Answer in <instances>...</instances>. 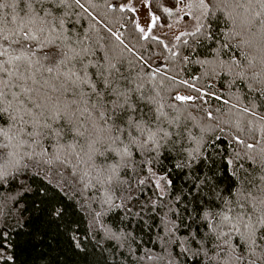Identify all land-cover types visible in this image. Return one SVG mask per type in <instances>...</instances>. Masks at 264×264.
Masks as SVG:
<instances>
[{"label":"snow or ice","instance_id":"1","mask_svg":"<svg viewBox=\"0 0 264 264\" xmlns=\"http://www.w3.org/2000/svg\"><path fill=\"white\" fill-rule=\"evenodd\" d=\"M73 5L88 11L81 0H0V196L27 190L35 167L31 162L46 154L51 159L50 146L55 145L56 160L67 163L71 157L77 169L82 166L84 189L100 192L107 211L118 210L115 230L105 227L117 248L127 245L134 252L137 232L163 226L168 240L157 238L165 245L179 240L183 249L175 256L168 252L167 264H179L181 255L184 264H264V147L259 149L258 176L241 162L246 157L256 163V156L247 153H234L220 167L208 154L205 129L190 111L208 93L182 80L199 95L165 96L155 85L130 78L107 55L96 57L76 29V13L69 14ZM186 7L200 15L184 13L196 21L194 31L176 37H189L182 40L189 48L184 61L191 62L193 54L200 57L197 49H203L212 60L195 62L213 65V74L226 69L249 91L253 82L262 85L252 107L240 110L264 122V115L255 111V100L264 98V0H189ZM164 11L171 14L168 8ZM157 19L153 16V25ZM208 118L213 119L210 111ZM232 139L253 153L261 143ZM145 170L149 176L141 178ZM146 180L157 190L155 199L134 195ZM15 210L18 219L0 228L3 264L14 260L9 251L15 247L13 231L25 229L32 241L42 238L27 233L19 200ZM62 213L56 205L49 208L52 217ZM34 264L51 262L41 250Z\"/></svg>","mask_w":264,"mask_h":264},{"label":"trees","instance_id":"2","mask_svg":"<svg viewBox=\"0 0 264 264\" xmlns=\"http://www.w3.org/2000/svg\"><path fill=\"white\" fill-rule=\"evenodd\" d=\"M127 1L81 0L87 12L75 5L68 11L70 15L76 13L72 15V19L76 21V29L85 39V44L95 51L96 57L107 55L112 58L113 62L118 63L130 78L142 79L148 87L155 85L157 90L165 96L175 95L177 92L181 95H199L191 88L179 83L182 80H187L208 93L204 96V100H197L196 106L190 109L205 129L203 135L208 142L206 144L208 154L222 168L225 167L226 160L232 158L234 153L238 152L241 156L245 153L255 155V164L248 161L246 157L241 162L246 167L254 169L257 176L260 175L259 149L264 147V122L240 109L252 107L253 100L258 96L262 85H256L253 82L254 89L249 91L245 83L234 79V76L226 69L217 68L218 74H213V65H201L195 62L198 58L212 60V55L204 53L203 49H197L202 53L200 57L193 54L191 62L184 61L183 57L189 54V48L182 43V40L189 37L183 36L180 40L176 39L173 43L166 45L159 38L145 36L137 28L135 14L126 8ZM109 4L113 7L109 8ZM178 4L177 0H149L148 10L152 16L158 17L160 26L165 27L170 24L172 13L169 14L164 9L175 10ZM122 5L123 11L120 10ZM93 17L96 19L94 20ZM219 27L224 29L223 21L220 22ZM112 33L119 35L120 40H117ZM172 52L178 55L173 56ZM145 73L149 75L146 76ZM168 77H175V79ZM213 93L220 99L214 98ZM262 101L264 98L255 100V111L259 115H264ZM209 111L213 119L208 118ZM233 136H239L245 144L254 143L256 140H260L261 143L253 153L244 144L236 143L232 139ZM216 137L220 139L216 140ZM45 143L49 146V142ZM50 151L51 159L46 154L36 157V160L31 162L35 164V167L30 169L27 190H13L11 196L8 192L0 196V209H2L0 228H7L18 219L15 201L19 200L24 209L27 233H39L42 237L32 241L30 236H26L25 229L13 231L11 238L15 247L9 251L14 255V260L8 261L7 264H34L37 253L41 250L47 255L51 264H167L168 252L175 256L183 251L179 240L170 241L165 245L157 238L159 235L168 240L163 226L160 228L153 226L151 231L145 229L137 232L132 243L134 252L130 251L127 245L117 248L116 242L106 237L105 227L115 230L114 215L118 210L107 211L109 206L102 205L100 192L93 188L84 189L80 181L82 166L81 169H77L74 159L69 157L67 163H61L55 159L57 155L55 145L50 146ZM217 153L220 154L217 155ZM59 155L61 160L65 158L62 152ZM227 171H231V168L228 167ZM148 176L145 170L141 178ZM135 180L136 178L133 177L134 185ZM156 192L151 180H146L144 185L135 187L134 195L143 200H147L149 196L155 199L156 196L153 194ZM52 205L63 209L60 217L49 215V208ZM97 213L101 215L97 216ZM177 235L182 236L183 233L180 232ZM26 239L30 241L27 244L23 243ZM77 243L79 247H76ZM165 247L167 252L164 251ZM148 255H151L153 259L149 260ZM159 256H164V259H157ZM185 259L186 257L181 255L179 264H184Z\"/></svg>","mask_w":264,"mask_h":264},{"label":"rangeland","instance_id":"3","mask_svg":"<svg viewBox=\"0 0 264 264\" xmlns=\"http://www.w3.org/2000/svg\"><path fill=\"white\" fill-rule=\"evenodd\" d=\"M149 0H128L125 4L126 8L131 10L136 18L140 28L144 29V35L157 37L161 39L166 45L173 43L181 32L192 31L195 28L196 21L185 16L186 11H192L194 16H199L200 12L196 8L189 9L186 5L189 0H182L179 2L175 10H172V18L169 25L162 27L156 20L153 25V16L148 10ZM178 1V0H177ZM149 25H152L149 28Z\"/></svg>","mask_w":264,"mask_h":264}]
</instances>
